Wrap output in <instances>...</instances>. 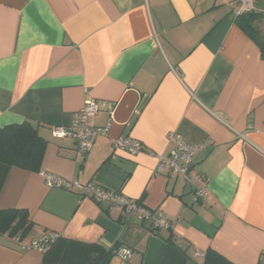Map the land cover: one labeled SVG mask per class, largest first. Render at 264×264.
I'll list each match as a JSON object with an SVG mask.
<instances>
[{"label": "crops", "instance_id": "1", "mask_svg": "<svg viewBox=\"0 0 264 264\" xmlns=\"http://www.w3.org/2000/svg\"><path fill=\"white\" fill-rule=\"evenodd\" d=\"M240 9L237 0H0V128L28 121L48 142L39 173L14 167L3 185L0 210L27 209L34 228L22 241L0 234V264H43L44 253L21 244L48 232L132 250L111 264H204L208 249L260 264L264 58L235 22ZM87 98L101 106L93 126L112 125L82 161L76 141L52 129H69ZM173 132L212 142L194 159L208 181L201 199L196 185L156 173ZM119 138L144 150L116 151ZM43 172L120 190L173 228L49 189Z\"/></svg>", "mask_w": 264, "mask_h": 264}, {"label": "built area", "instance_id": "2", "mask_svg": "<svg viewBox=\"0 0 264 264\" xmlns=\"http://www.w3.org/2000/svg\"><path fill=\"white\" fill-rule=\"evenodd\" d=\"M237 1L241 4V9L237 13V16L247 12L264 13V7L257 6L255 0ZM100 110L101 106L98 101L93 98H87L84 107L74 115L73 124L69 129L61 127H54L52 129L55 138L68 137L76 141L82 161L86 159L97 139L108 137L109 135L112 125L111 120L104 128H96L91 123V119ZM168 140L171 144V149L168 154L158 157L156 173L181 177L185 182L196 185L195 197L197 199L203 198L208 192V181L202 174L194 170V159L198 153L211 147L212 142L203 141L191 144L176 132L170 133ZM114 149L129 155H137L144 150V147L140 142L131 138H119L114 141ZM41 176L49 189L76 191L91 197L99 204L107 203L119 207L126 220L136 217L142 222L148 221L154 231L171 230L173 228V224L163 214L147 209L137 201L124 196L120 190L103 187L94 182L82 184L76 179L68 180L50 172H43ZM59 236L60 234L58 233H48L40 240L27 244L22 243L21 245L25 250H37L44 253ZM18 241L20 240L18 239ZM116 256L122 261H129L133 253L130 248L122 247L116 250ZM198 256L204 257V253H198Z\"/></svg>", "mask_w": 264, "mask_h": 264}, {"label": "trees", "instance_id": "3", "mask_svg": "<svg viewBox=\"0 0 264 264\" xmlns=\"http://www.w3.org/2000/svg\"><path fill=\"white\" fill-rule=\"evenodd\" d=\"M263 19L264 13L258 12L242 13L235 19L242 31L257 44L262 58H264V33L259 25ZM47 145L48 142L40 135L38 127L31 122L0 128V193L12 168L16 167L32 173L41 171ZM33 228L34 222L27 209L0 210L1 235L22 241ZM118 249L120 248L108 250L99 243L69 239L60 234L44 252L43 264H111ZM204 264L235 263L215 250L208 249L204 253ZM260 264H264V258L261 259Z\"/></svg>", "mask_w": 264, "mask_h": 264}, {"label": "rangeland", "instance_id": "4", "mask_svg": "<svg viewBox=\"0 0 264 264\" xmlns=\"http://www.w3.org/2000/svg\"><path fill=\"white\" fill-rule=\"evenodd\" d=\"M262 25H263V33H264V22L262 23Z\"/></svg>", "mask_w": 264, "mask_h": 264}]
</instances>
